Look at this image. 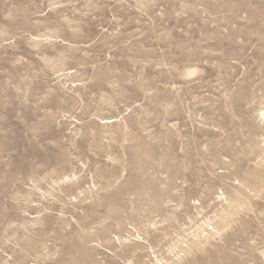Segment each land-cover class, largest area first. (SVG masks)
<instances>
[{
	"label": "rangeland",
	"instance_id": "374dc122",
	"mask_svg": "<svg viewBox=\"0 0 264 264\" xmlns=\"http://www.w3.org/2000/svg\"><path fill=\"white\" fill-rule=\"evenodd\" d=\"M0 264H264V0H0Z\"/></svg>",
	"mask_w": 264,
	"mask_h": 264
}]
</instances>
